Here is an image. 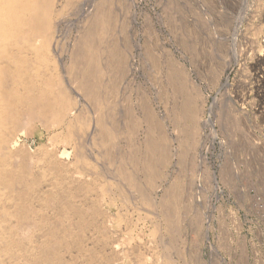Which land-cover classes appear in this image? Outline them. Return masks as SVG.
Segmentation results:
<instances>
[{"label": "rangeland", "instance_id": "obj_1", "mask_svg": "<svg viewBox=\"0 0 264 264\" xmlns=\"http://www.w3.org/2000/svg\"><path fill=\"white\" fill-rule=\"evenodd\" d=\"M99 1L84 0L82 7L79 4V9H76L78 11L65 13L56 33L52 50L54 61L50 64L51 67L53 63L51 69H57L64 86L78 102L77 113L88 117L86 121L92 125L90 130L94 134L98 117L96 107L83 97L78 83L69 77L67 69L86 27V20ZM112 8L117 14L114 19L116 36L127 56L128 52L131 54L128 56V69L132 72L120 81L124 84L119 85V99L123 100L118 102V99L113 105L116 104V115L124 121L122 129H126V116L123 114L127 115V107L134 115L133 126L126 129L130 133L116 140L114 151L126 152L131 148L142 156L149 134L157 136L145 118L144 109H149L161 121L169 145L170 161L162 170L163 179H157L156 186L160 187L151 188L144 178L146 173L135 172L138 183L155 203L154 207L145 204L142 196L132 191L125 181L121 183L122 193L117 186L121 179L116 163L105 157L108 146L102 142L98 144L99 138L88 136L84 139L86 130L77 131L81 136L78 135L76 141L83 143V149L79 150L75 147L76 141H67L65 128L47 127L42 122L33 121L19 132L10 147L11 152L19 149L13 162L20 165L25 160H34L31 163L33 169L36 167L34 173L46 174L43 181L53 178L47 174V165L51 161L66 165L64 169L79 172L77 176L84 173L88 180L98 178L95 182L98 180L103 185L98 184L102 187L96 186L95 189H99L91 197L101 199L99 205L106 216L103 222L112 234L114 247L120 248H114V257L103 264H134L139 256L146 264H264V72L258 70L264 41V0H113ZM148 51L150 57L147 59ZM151 59H156L157 63ZM171 71L186 73L191 88V92L188 88V94H192L190 101L198 109L197 134L188 141L189 136L185 137V132L193 123L185 122L173 108L176 98L172 96L174 90L168 82ZM126 137L131 138L133 144H127ZM182 152L186 155L183 158ZM24 156L30 158L25 159ZM174 188L180 191L177 193L180 227L175 240L167 234L164 219L155 208L163 194ZM175 189L172 192H176ZM0 191L1 195L8 193L4 189ZM129 259H134V263Z\"/></svg>", "mask_w": 264, "mask_h": 264}, {"label": "bare ground", "instance_id": "obj_2", "mask_svg": "<svg viewBox=\"0 0 264 264\" xmlns=\"http://www.w3.org/2000/svg\"><path fill=\"white\" fill-rule=\"evenodd\" d=\"M83 1L84 0H0V190L4 189L8 191L6 195L0 194V255L2 256L0 262L3 264H103L102 262L110 261L114 257L115 249H120L114 247L115 242L113 237H111L112 234L110 235V232L103 222L106 216L100 208L101 199L99 201L97 195L95 198L91 197L96 190V186L100 184L98 180L95 182L96 179H98L97 177L95 180H92V178L88 180L87 175L84 173L80 172L79 176H77L76 174L79 172L64 169L63 166L66 165L51 161L49 165H47V174L53 176V178L50 180L48 179L49 182H47L48 180L43 181V179L45 180L44 177L46 174L38 175L34 173L36 167L33 169L31 166L34 160L31 162L29 159L30 157L27 158L24 156L25 159L29 160L22 162V159L20 165H17V161L15 162L17 164L13 162L15 161L14 156L17 150H14L15 152L12 151V153L10 147L12 143H14V139L18 136L19 132H23V129L28 127L33 121L42 122L44 126L47 125V127L56 125L57 127L65 128L68 134L67 137L70 138H67V141L73 140V142H75L76 138L81 136L78 134L80 131L77 133L79 129L82 131L86 130V132L84 131L86 134H84V136L82 134V136L85 137L84 139H86V137L88 139V136L92 138L95 137V139L99 138L98 144L102 142L105 146H108L105 151V157L111 161V163H116L114 165H116L118 176L121 179V182L117 185L118 188L122 190L121 183H123V181H125L124 183L127 182L133 189L129 187V190L131 189L132 191L138 192L144 199L145 204L147 203L153 207L155 203L152 202V199H150L151 197L148 196L146 191L138 183L139 178H137V176L135 177V172L140 171L146 173L144 178L147 184L151 188L158 187V184V186H156V183H158L157 179H160V181L163 179L162 170L170 161V150L163 125L160 123L161 121L159 122L156 119L157 117H154L149 109H144L146 113V116H144L148 118L151 123V130L153 132L156 131L157 136H150L149 134L145 145L146 150L144 149L145 151L143 154L141 152L142 156L137 154V150L134 152L135 149L131 150V148L130 151L126 152L114 151L116 140L130 133V130L128 129L127 131L126 129L132 125L131 123L133 122L134 115L132 110L126 106L127 109L125 111L127 115L124 113L125 115L123 114V116H126L125 122H127L128 125L124 123L126 129H122V123L124 121H122L121 117L116 115V110L114 108L116 104L113 105V103H117L119 99V88L121 87L119 85L122 83H120V81H123L122 79L126 78L130 72L128 69V56L131 55L129 54L130 52H128L127 56V52H124L126 50L122 49L123 46H120L116 36L117 32H115L116 28L114 29V19L117 14L115 15L112 11L113 0H100L98 6L95 5L96 9L93 10L94 12L90 14L88 19L87 17L85 18V20L87 19L86 27L77 41L76 48L70 57L71 60L67 69L69 77L78 83V90L83 97L96 107L98 117L95 134L90 130L92 125L90 126V123L86 121L88 117L85 118L79 114L80 112L77 113L78 102H76L70 90L64 86L59 72L58 74L56 73L57 66H54L56 70L53 71L51 69L53 63L51 67L50 64L54 61H52V50L60 23L62 19L64 20L67 11L79 9L78 6ZM79 7L81 8L82 4ZM126 29H128V27ZM148 57H150V55L147 56V59ZM152 61L155 62L154 64L157 63L156 59H151V62ZM132 63L133 62H131V65ZM154 68H157V66H154ZM159 68L158 66V69ZM185 74L186 73H183V71L180 73H172L171 71L168 82L174 90V95L172 96L176 98V104H174L175 106L173 107L175 108V112L179 114L185 122L193 123L190 129H186V132L182 129L186 133L185 137L189 136L187 138L188 141L190 137H194L197 134L198 109L197 106L194 105V102L192 103V100L190 101L192 94H188V88H190L189 80ZM128 79L130 80V78ZM123 84L124 83L121 85ZM124 94L126 93L124 92ZM120 100L122 101L123 99H119L118 102H120ZM195 104H197V102ZM151 109H153V107H151ZM76 113L80 116H77ZM179 116L177 115L176 117L178 118ZM110 120L111 122H109ZM139 125L141 124L139 123ZM139 128L138 126V130ZM126 139L128 141L127 144H133L131 138L126 137ZM79 141H76L75 147L80 150L83 149V143ZM101 152L103 153V150ZM185 156L184 154L181 157L183 158ZM178 158L180 159L179 156ZM47 159L48 158L45 160ZM109 161L107 162L109 163ZM80 162H82V160ZM34 163L33 166H35ZM91 176L93 177V175ZM100 185L103 184L101 183ZM97 187L100 188L102 186ZM124 188L126 187H123V189ZM98 189L96 191H98ZM174 189L172 191H174ZM175 190L176 192L170 190L171 192L169 191L163 194L164 196L162 199L160 198L161 200L157 204V207L155 206V208L159 209V214L164 219L165 228L167 230L165 231L167 234L169 233L171 239L174 240L178 237L176 233L179 232L178 228L180 227V214H178L177 209V199L179 198L177 193L180 191L177 192L178 189ZM119 216L122 215L119 214ZM129 221L132 222V220ZM108 251L112 253H107ZM132 252H134V250ZM136 255L138 258L139 253ZM132 256L133 258L135 257L134 253ZM139 258L135 260L136 263H134V259L136 258L132 259L133 263L146 264V262L142 260L143 258ZM132 261L130 260V262Z\"/></svg>", "mask_w": 264, "mask_h": 264}, {"label": "built area", "instance_id": "obj_3", "mask_svg": "<svg viewBox=\"0 0 264 264\" xmlns=\"http://www.w3.org/2000/svg\"><path fill=\"white\" fill-rule=\"evenodd\" d=\"M261 51H262L261 52L262 54H260L261 57L258 59V70H261L262 72H264V41H263Z\"/></svg>", "mask_w": 264, "mask_h": 264}]
</instances>
